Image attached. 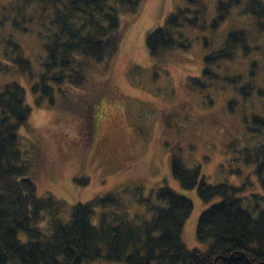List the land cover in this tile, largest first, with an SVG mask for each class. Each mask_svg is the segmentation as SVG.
<instances>
[{
    "label": "rangeland",
    "instance_id": "1",
    "mask_svg": "<svg viewBox=\"0 0 264 264\" xmlns=\"http://www.w3.org/2000/svg\"><path fill=\"white\" fill-rule=\"evenodd\" d=\"M16 5L0 0V22L4 24L0 28V84L18 82L26 91L31 113L28 124L18 130L26 178L35 184L38 196L51 195L63 202L64 220H69L75 204L112 193L117 194L129 217L144 213L148 204L144 200L157 204L156 192L165 186L193 203L183 226V243L188 249L208 251L212 240L199 241L196 226L200 215L221 199L204 203L197 188H182L172 175L173 154L186 167H199L207 183L239 188L237 198L254 217L264 210V192L255 162L256 147L264 143V127L255 133L245 122L252 115L264 116V97L255 92L264 89V38L254 31L250 16L234 9L215 28L217 0H206L207 12L200 14L205 27H184L180 39L184 45L190 43L189 48L168 53L160 61L150 57L146 36L164 26L178 8H186V0H145L136 17L123 14L117 57L109 66L97 65V71L89 75V82L95 85L89 88L96 91L90 92L95 118L92 142L87 145L76 114L58 104H36L32 86L42 72L44 32L31 11H15ZM15 22L20 31L10 26ZM239 29L249 31V45L259 48L247 56L238 53L230 63L221 64V73L239 81L202 76L204 58L222 47L230 32ZM9 39L21 45L31 62L33 80L18 74L16 65L3 55ZM6 67L11 71L6 73ZM106 68L108 71L101 73ZM249 82L256 89H244V99L238 91ZM59 97L55 95L56 102ZM251 128L257 130V126ZM76 178L88 182L77 184ZM105 209L110 211L112 207ZM96 211L101 213L103 209ZM98 220L97 214L93 224ZM47 224L46 220L41 227L46 230Z\"/></svg>",
    "mask_w": 264,
    "mask_h": 264
},
{
    "label": "trees",
    "instance_id": "2",
    "mask_svg": "<svg viewBox=\"0 0 264 264\" xmlns=\"http://www.w3.org/2000/svg\"><path fill=\"white\" fill-rule=\"evenodd\" d=\"M10 1L17 3L15 11H31L44 32L42 72L32 86L36 104L46 101L51 106L58 104L60 108L76 114L89 145L95 118L94 98L90 92L96 91L89 88L95 86L89 82V75L97 71V65L106 63L109 66L114 62L123 35L121 16L136 17L145 0ZM186 2V8H178L164 26L147 34L146 48L154 60L178 49L189 48L190 43L184 45L180 39L184 36V27H205L200 23V14L207 12L206 0ZM234 9L240 15L250 16L254 31L258 35L262 33L264 38V0H217L213 27L222 24ZM10 26L15 30L21 29L16 22ZM2 27L4 24L0 22ZM6 47L3 55L16 65L17 73L33 80L31 62L25 58L21 45L9 39ZM258 50V47L249 45V31L233 30L226 36L222 47L204 58L205 66L200 73L211 80L236 83L239 80L236 81L235 77L220 72L221 64L230 63L238 53L247 56ZM7 71L11 69L6 67ZM106 71L108 68L101 73ZM253 73L254 70L251 76ZM253 84L242 85L238 93L246 99L244 89L248 87L254 91L256 87ZM255 92L257 96L264 97L263 88ZM56 94L60 95L57 102ZM30 113L22 85L18 82L0 84V264H92L100 261L124 264H264V210L254 217L237 198L239 188L207 183L199 167H186L176 154L171 157V169L181 187L187 190L197 188L204 203L221 199L205 210L197 222V239L212 240L208 251L188 249L183 243L182 230L193 210V203L165 186L156 192L157 204L151 205L149 200H144L148 203L144 213L129 217L117 194L112 193L75 204L69 220H64L63 202L56 201L51 195L38 196L35 184L26 178L27 169L19 149L22 136L18 130L28 124ZM245 122L249 131L256 133L264 127V116L252 115ZM251 125L257 126V130ZM255 162L264 192V143L256 147ZM74 181L81 185L88 182L80 178ZM99 207L103 209L101 213L96 211ZM107 207L112 209L105 211ZM97 214L98 223L93 224ZM46 220L48 227L44 230L41 224Z\"/></svg>",
    "mask_w": 264,
    "mask_h": 264
}]
</instances>
